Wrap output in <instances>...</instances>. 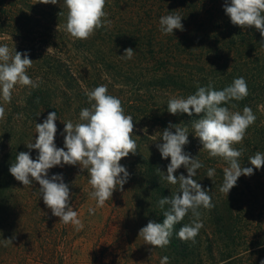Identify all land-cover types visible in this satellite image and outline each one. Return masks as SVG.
<instances>
[{
	"label": "trees",
	"instance_id": "obj_1",
	"mask_svg": "<svg viewBox=\"0 0 264 264\" xmlns=\"http://www.w3.org/2000/svg\"><path fill=\"white\" fill-rule=\"evenodd\" d=\"M225 3L231 0H106L104 10L111 25L79 40L64 30L67 9L61 7L63 0L55 5L40 0H0V46L26 52L33 61L26 74L38 84L35 88L15 85L10 102L0 96L5 109L0 119V241L27 232L31 223H62L44 204L39 183L33 180L31 186H24L9 167L21 151L36 159L38 150H29L25 144L35 142V125L43 123L50 112L57 116L54 143L63 148L64 123L81 122V110L91 107L85 91L106 85L108 94L121 100L125 115L133 117L137 153L120 161L130 175L123 188L117 186L105 202L107 236L95 246V258L117 252L133 264H161L163 257H168V264L264 261V166L256 169L248 160L256 152L264 153V41L254 26L233 25L224 11ZM61 11L64 15L59 16ZM169 14L182 17L183 30L165 35L159 20ZM127 48L135 51L131 59L121 57ZM238 77L245 79L248 95L231 101L237 105L232 110L248 106L256 120L243 141L233 147L243 150L239 163L253 167V174L241 175L226 194L220 188L229 165L221 157L209 156L191 124L203 113L173 115L167 102L195 94L197 83L207 86L211 81L215 90H223ZM170 124L187 127L188 143L183 150L202 162L194 179L209 191L214 207L199 209L203 226L195 242L177 235L192 220L189 212L174 226L170 243L155 247L139 237V230L149 221L163 222L168 205L162 209L158 202L179 188L157 172L158 168L166 174L170 163V157L163 159L157 147L163 143L160 133ZM209 168L215 169L212 178L206 176ZM76 170L81 171L78 164L48 170V178L63 176L70 189V206L86 196L72 181ZM181 174L188 175L184 166L174 173L177 178ZM38 231L39 227L31 233ZM7 248L0 245L1 251ZM56 249L57 245H50L49 259Z\"/></svg>",
	"mask_w": 264,
	"mask_h": 264
},
{
	"label": "clouds",
	"instance_id": "obj_2",
	"mask_svg": "<svg viewBox=\"0 0 264 264\" xmlns=\"http://www.w3.org/2000/svg\"><path fill=\"white\" fill-rule=\"evenodd\" d=\"M40 2L55 5L58 0ZM105 4L106 0H63L61 7L67 9L65 32L75 39L85 40L96 29L111 25V21L106 19L108 13L104 10ZM224 11L233 25L241 28L254 26L264 41V0H231L230 4L225 3ZM58 15L62 16L64 12L61 11ZM181 19V16L173 14L160 17V31L167 35L173 34L174 29L183 30ZM134 53L132 48H127L121 57L131 59ZM32 63L26 52H17L15 49L13 52L7 45L0 46V96L5 102H10L11 90L17 84L38 87L26 74ZM196 88L195 94L187 98L169 99L167 110L173 115L186 113L192 116L193 112L198 115L203 113L200 119L191 124L195 136L200 139L209 156L221 157L228 163L220 188L221 192L228 194L241 175L253 174V167H242L239 163L238 158L243 150H237L233 145L243 141L247 128L255 122L256 116L248 106L242 111H233L237 105L230 103L233 100L241 101L248 95L247 83L243 77H238L223 90H215L211 81L207 86L197 83ZM85 94L91 107L81 110V122L64 123L66 135L63 148H58L54 143L57 116L55 111L50 112L43 123H36L35 131L38 135L35 142L25 144L29 150H38L36 159L31 158L30 152L21 151L9 167L10 174L24 186H31L33 180L37 181L43 202L51 209L52 215L59 217L64 224L76 225L78 230L83 225L78 219L77 211L69 204V186L64 183L60 174L48 178V170L54 166L77 164L81 170L86 169L90 176L88 183L93 189L90 195L97 201V207H102L112 197L117 186L122 189L129 178L127 169L120 164L121 159L130 153H137V144L132 138L133 117L125 115L121 100L109 95L106 85L86 90ZM229 104L230 107L222 106ZM4 116L5 109L0 106V119ZM172 128H175V133ZM160 138L163 143L157 147L163 159L170 157V163L166 174L158 168L157 172L161 174V179L172 185L178 184L179 188L177 192L158 202L162 209L168 205L163 212V222L149 221L139 230V237H143L147 244L164 247L170 243L174 226L191 212L192 220L182 225L177 235L182 240L195 242V237L203 226L199 209L214 207L209 191L194 179L203 164L197 157L192 158L183 150V146L188 143L187 127L170 124L160 133ZM248 160L254 168L260 169L264 166V153L256 152ZM181 166L186 168L188 175L185 177L181 174L177 178L174 173ZM214 175L215 169L209 168L206 176L212 178ZM94 211L95 209H89L90 213ZM0 243L7 246L12 240L3 239ZM161 264H168V257H163Z\"/></svg>",
	"mask_w": 264,
	"mask_h": 264
},
{
	"label": "rangeland",
	"instance_id": "obj_3",
	"mask_svg": "<svg viewBox=\"0 0 264 264\" xmlns=\"http://www.w3.org/2000/svg\"><path fill=\"white\" fill-rule=\"evenodd\" d=\"M89 179L86 169L72 173L75 186L86 192V196H80L72 205L78 213L82 228L78 230L71 223L54 226L31 223L27 232L6 238L11 239L12 243L7 244V250L0 249V264H133L132 261L123 260L117 252V255L104 254L95 258V246L100 245L102 240L105 242L107 236L109 211L105 204L97 207V201L90 195L93 189L88 183ZM89 209L95 211L90 213ZM37 227L38 233H31ZM51 244L57 245L53 259L48 258Z\"/></svg>",
	"mask_w": 264,
	"mask_h": 264
}]
</instances>
